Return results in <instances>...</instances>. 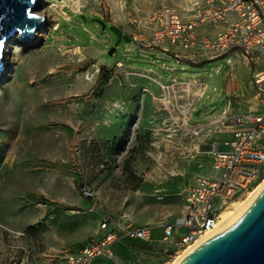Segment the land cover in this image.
I'll return each instance as SVG.
<instances>
[{"label": "rangeland", "instance_id": "obj_1", "mask_svg": "<svg viewBox=\"0 0 264 264\" xmlns=\"http://www.w3.org/2000/svg\"><path fill=\"white\" fill-rule=\"evenodd\" d=\"M192 1L204 8L206 0ZM190 2L41 0V33L34 44H12L0 78V264H70L101 239L105 216L158 234L181 221L194 181L186 168L202 160L211 168L200 142L224 128L216 120L227 102L236 106L237 84L264 93L242 56L211 60L197 45L153 43L154 15L171 9L188 22ZM109 26L130 40L117 43ZM215 31L205 22L194 36ZM117 244L116 257L90 264H165L176 255L133 239Z\"/></svg>", "mask_w": 264, "mask_h": 264}, {"label": "built area", "instance_id": "obj_2", "mask_svg": "<svg viewBox=\"0 0 264 264\" xmlns=\"http://www.w3.org/2000/svg\"><path fill=\"white\" fill-rule=\"evenodd\" d=\"M199 6V2L193 3L196 13L188 22L171 9L154 15L153 43L177 40L184 49L197 45L211 60L227 57L228 62L242 56L258 67L253 78L260 85L264 81V0H206L204 8ZM205 22L215 26V36L197 40L194 31ZM139 38L134 36L133 41L139 43ZM216 123L233 131L222 142L223 148L211 144V174L197 178L187 188L184 214L178 224H163L161 236L155 239L150 227H134L127 221L112 223L105 216L100 225L104 231L101 239L78 255H70V264H90L100 255L112 259L116 257L112 245L124 238L169 243L164 252L177 253L213 228L221 210L264 177V110L232 115L225 109Z\"/></svg>", "mask_w": 264, "mask_h": 264}, {"label": "water", "instance_id": "obj_3", "mask_svg": "<svg viewBox=\"0 0 264 264\" xmlns=\"http://www.w3.org/2000/svg\"><path fill=\"white\" fill-rule=\"evenodd\" d=\"M37 0H0V72L4 47L17 32L29 42L44 19L34 14ZM42 28V26H41ZM117 43L130 38L109 26ZM180 264H264V187L245 210L226 227L197 244Z\"/></svg>", "mask_w": 264, "mask_h": 264}, {"label": "bare ground", "instance_id": "obj_4", "mask_svg": "<svg viewBox=\"0 0 264 264\" xmlns=\"http://www.w3.org/2000/svg\"><path fill=\"white\" fill-rule=\"evenodd\" d=\"M38 4H40L41 0H37ZM80 3V0H75V5L78 6ZM191 7L193 6V1L191 0ZM189 9V10H190ZM37 10V7H34L33 11L35 15L40 16L44 19V22L46 20V18L48 17V13L45 10ZM43 22V23H44ZM41 26H43V24H41ZM41 26L36 27V29L33 32V36L35 35V37L37 38L39 36V34L41 33ZM20 34L17 32L16 34H14L12 37H10V39L8 40V42L6 43L3 53L4 55H6V62H5V66L3 71L1 72L0 78L2 80H4V77H6L8 75V73L6 72L7 67L12 64V57H11V52L10 50L12 49L13 45L12 44H18V45H22V46H26L28 45L27 43H24L23 39H19ZM31 44H34L36 41L33 39L31 40ZM2 69V68H1ZM262 76V80H264V75ZM1 80V82H2ZM188 86H186V92L190 93L191 91V83L188 82L187 84ZM34 94V93H33ZM196 94L199 95V97H201L203 95V89H199ZM1 97V95H0ZM3 97V96H2ZM32 99V98H31ZM167 99H164V104L168 105V102L166 101ZM187 122V120H186ZM197 133V132H196ZM264 187V177L263 179L254 187H252L251 189H249L248 191H246L244 194H242L241 196L235 198L234 200H232L231 202H229L220 212L219 217L217 219L216 224L214 225L213 228H211L209 231H206L205 233H203L200 237H198L192 244L184 247L183 249L179 250L176 255L171 258L167 263L165 264H180V262L182 261V259L186 256V254H188L197 244H199L200 242H202L204 239H206L207 237H209L210 235L214 234L215 232L221 230L222 228L226 227L229 223H231L234 219H236L238 216H240V214L245 210V208L256 198V196L259 194V192L263 189Z\"/></svg>", "mask_w": 264, "mask_h": 264}, {"label": "crops", "instance_id": "obj_5", "mask_svg": "<svg viewBox=\"0 0 264 264\" xmlns=\"http://www.w3.org/2000/svg\"><path fill=\"white\" fill-rule=\"evenodd\" d=\"M212 32H214V31H212ZM250 67H251V70L253 71V75H254V73L258 70V67L252 66V65ZM251 90L248 91V89H246V87L244 85H242V84L238 85L237 84V88L233 91L234 94L236 95V101L234 104L236 106L229 108V105L231 106L230 102H227L228 106L226 105L228 107L226 109H229L230 114H232V115H241V114H245V113H254L255 114V113H259V112L264 110V93H263V96L259 97V95H261L262 92L261 93H255V92H252ZM232 131L233 130L231 127H224L222 130H220L219 133H216L214 140L212 138L211 142H200L201 143L200 147L209 149L211 144L218 143V146L221 149V148H223L222 142L231 136ZM260 142H262V141H260ZM207 152L208 151H206V150L204 151V153H207ZM193 157H195V156H193ZM200 162L202 163L200 168H197V167L193 168L192 171H191V169L186 168V172L189 171V173L191 175V179L194 180L193 182L191 181L189 183L188 187L190 185H192L196 181L197 178L203 177V176H208L211 174L210 164L208 162H206L205 160L204 161L202 160ZM140 226H138V227H140ZM141 227H143V226H141ZM160 236H161V232L159 234L153 233V237L155 239H159ZM129 240H131V239L124 238L122 240H119L117 246H122L126 241H129ZM133 240H138V239H133ZM138 241H141V240H138ZM142 242H144V241H142ZM144 243L146 245L152 247V248L153 247L159 248L162 255L166 254L164 252V249L161 247V244H162L161 242L156 240L154 243H147V242H144ZM115 244L112 245V249H113L114 253H115V249H116Z\"/></svg>", "mask_w": 264, "mask_h": 264}]
</instances>
